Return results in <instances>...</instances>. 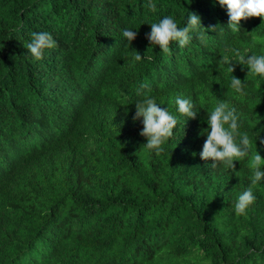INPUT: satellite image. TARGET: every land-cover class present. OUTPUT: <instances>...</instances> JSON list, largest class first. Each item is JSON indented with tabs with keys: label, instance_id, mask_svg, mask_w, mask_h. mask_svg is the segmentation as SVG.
Returning a JSON list of instances; mask_svg holds the SVG:
<instances>
[{
	"label": "trees",
	"instance_id": "obj_1",
	"mask_svg": "<svg viewBox=\"0 0 264 264\" xmlns=\"http://www.w3.org/2000/svg\"><path fill=\"white\" fill-rule=\"evenodd\" d=\"M151 2L0 0V264H264V179L252 186L249 168L256 151L264 159V77L227 50L264 55V22L233 32L216 0ZM187 11L216 32L170 54L149 43L151 23L183 27ZM124 29L137 33L129 45ZM42 31L57 46L36 60L27 44ZM143 94L181 121L159 155L133 120ZM177 96L198 111L185 125ZM217 100L254 141L234 171L200 158ZM250 186L256 200L238 215Z\"/></svg>",
	"mask_w": 264,
	"mask_h": 264
},
{
	"label": "clouds",
	"instance_id": "obj_2",
	"mask_svg": "<svg viewBox=\"0 0 264 264\" xmlns=\"http://www.w3.org/2000/svg\"><path fill=\"white\" fill-rule=\"evenodd\" d=\"M222 7H226L228 15L227 26L233 32H239L240 21L249 18H260L264 22V0H216ZM147 8L155 12L156 5L149 0ZM218 26L210 25L207 29L202 26L201 17L195 12L187 11L185 26L180 27L171 16H165L159 22L150 24V33L146 34L151 45H158L159 49L170 54V44L178 42L180 47H185L190 43L192 33H199L201 39L208 31L216 32ZM123 37L126 38L128 45L136 38L137 33L133 30L124 29ZM57 46L56 41L47 31L33 32L31 42L27 44V50L36 60L43 58L45 49H52ZM235 53L238 58L236 63L247 65L248 72L264 77V55H242L237 49H227ZM141 55L136 53L135 60L140 61ZM221 62L227 65V72L232 74L234 66L228 56H223ZM231 88L239 95H246L245 83L239 78L231 75ZM147 85H140V89L146 88ZM140 89L137 94L141 95ZM135 115L133 120L142 117L143 130L139 135L146 137V147L155 151L157 155L164 151L163 145L174 135V129L181 123L180 119L168 111L167 108L160 107L156 98L143 94V98L135 103ZM177 112L184 117L183 125L187 119H195L198 111L191 98L177 96L175 98ZM208 128L203 149L200 152L202 160L213 161V168L217 163H222L227 169L235 170L234 161H239L249 156L253 140L250 139L247 132L240 131L239 116L234 107H231L227 101L217 100L213 110L210 112L207 120ZM264 145V137H260L257 132L255 139ZM249 168L252 171L251 185L255 186L264 179V159L256 151L251 156ZM252 186L244 190L235 203V212L238 215H246L250 205L256 197L253 194Z\"/></svg>",
	"mask_w": 264,
	"mask_h": 264
}]
</instances>
